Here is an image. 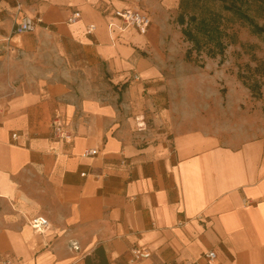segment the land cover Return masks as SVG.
Segmentation results:
<instances>
[{"label": "crops", "instance_id": "crops-1", "mask_svg": "<svg viewBox=\"0 0 264 264\" xmlns=\"http://www.w3.org/2000/svg\"><path fill=\"white\" fill-rule=\"evenodd\" d=\"M179 3L0 0L18 81L0 101V264H84L97 246L109 264H264V125L224 134L189 111L192 81L165 75L157 47ZM128 8L145 34L116 18ZM23 16L40 22L14 33ZM134 247L150 255L132 262Z\"/></svg>", "mask_w": 264, "mask_h": 264}, {"label": "rangeland", "instance_id": "rangeland-1", "mask_svg": "<svg viewBox=\"0 0 264 264\" xmlns=\"http://www.w3.org/2000/svg\"><path fill=\"white\" fill-rule=\"evenodd\" d=\"M181 1L164 17L157 47L165 75L191 79L189 111L224 134L264 125V33H254L251 22L229 8L238 7L264 26V0ZM17 82L9 73L7 54L0 52V101L14 93ZM215 89L218 102L209 97L207 111H201L207 106L202 90L209 96Z\"/></svg>", "mask_w": 264, "mask_h": 264}, {"label": "built area", "instance_id": "built-area-1", "mask_svg": "<svg viewBox=\"0 0 264 264\" xmlns=\"http://www.w3.org/2000/svg\"><path fill=\"white\" fill-rule=\"evenodd\" d=\"M116 18L120 19L122 24L125 26H130L136 28L141 34H145L151 24L148 15L142 13L137 8H128L125 10H118L115 12ZM78 19V13H72L68 17V22L73 23ZM40 22V18L33 19L29 16H23L17 20L13 26V32L17 34L32 32L35 29L37 23ZM112 26V23L110 24ZM95 30V26L90 24L86 27V32L92 34ZM52 134L54 137L69 141L72 139V133L63 127L59 121H54L52 124ZM98 152L97 149H88L84 151L85 156H93ZM29 225L36 232H44L49 228V221L43 216H35L29 220ZM130 253L132 255L131 261H138L143 258H147L150 253L147 250H142L139 248H131ZM205 257L209 262H213L216 257L214 251H209L205 254ZM186 264H191L187 262Z\"/></svg>", "mask_w": 264, "mask_h": 264}, {"label": "trees", "instance_id": "trees-1", "mask_svg": "<svg viewBox=\"0 0 264 264\" xmlns=\"http://www.w3.org/2000/svg\"><path fill=\"white\" fill-rule=\"evenodd\" d=\"M181 3L182 1L180 0L179 6ZM229 8L236 12L240 17H242L246 21L251 22V24L253 25L252 31L254 33H264V26L256 25L252 20H250V18L247 16V14H245V12L240 10L238 7H235L234 5H231ZM179 23H184V18L182 16L179 17ZM184 33L189 39H194L193 34L189 30H184ZM84 264H109L104 248L102 246L95 247L90 254H87L84 257Z\"/></svg>", "mask_w": 264, "mask_h": 264}]
</instances>
